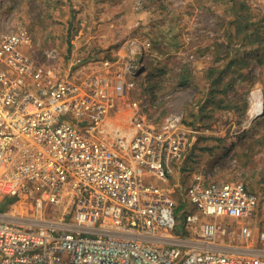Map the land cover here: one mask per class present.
Segmentation results:
<instances>
[{
    "label": "built area",
    "instance_id": "obj_1",
    "mask_svg": "<svg viewBox=\"0 0 264 264\" xmlns=\"http://www.w3.org/2000/svg\"><path fill=\"white\" fill-rule=\"evenodd\" d=\"M31 49L28 29L0 25V264H264L242 182L195 172L181 214L159 185L185 156L178 117L155 126L139 110L122 127L113 111L135 80L58 77Z\"/></svg>",
    "mask_w": 264,
    "mask_h": 264
},
{
    "label": "rangeland",
    "instance_id": "obj_2",
    "mask_svg": "<svg viewBox=\"0 0 264 264\" xmlns=\"http://www.w3.org/2000/svg\"><path fill=\"white\" fill-rule=\"evenodd\" d=\"M263 15L264 0H0L1 27L28 29L32 52L58 77L84 69L135 80L117 100L115 123L127 126L139 110L155 126L179 118L185 156L159 182L173 189L177 207L195 172L239 181L257 196L254 231L264 228V113L251 117L250 110L254 94L264 100V43L242 44L234 21L242 27ZM213 68L223 69L224 82L207 105Z\"/></svg>",
    "mask_w": 264,
    "mask_h": 264
},
{
    "label": "trees",
    "instance_id": "obj_3",
    "mask_svg": "<svg viewBox=\"0 0 264 264\" xmlns=\"http://www.w3.org/2000/svg\"><path fill=\"white\" fill-rule=\"evenodd\" d=\"M237 18L239 17L238 15H236ZM236 24L235 27V32L237 34H241V42L242 44H263L264 43V37H259L261 32L264 33V15L261 17V21H254L252 23H246L245 25H243L242 27H240V22H238L237 19H235L234 21ZM218 59V57L216 58ZM209 72L206 75V78H208V76L210 75L208 82H209V90L210 93L212 94V97L210 98L209 102L207 101V105L209 103L212 102V100L215 98V93H220L221 89H216L217 87H219L220 84H222L224 82L223 78H222V71L223 69H219L217 70L216 68L210 69L208 70ZM213 73H216V75L214 77H211V75ZM223 90V89H222ZM218 102V101H217ZM260 142L264 141V134L261 136V139L259 140ZM8 203H10V199L6 198L3 199L0 202V209H4L7 207ZM183 205L181 204L180 206H178L176 208L177 211L182 210Z\"/></svg>",
    "mask_w": 264,
    "mask_h": 264
},
{
    "label": "bare ground",
    "instance_id": "obj_4",
    "mask_svg": "<svg viewBox=\"0 0 264 264\" xmlns=\"http://www.w3.org/2000/svg\"><path fill=\"white\" fill-rule=\"evenodd\" d=\"M262 108V99L259 93L252 96V106L250 110V116L254 117L256 114H259Z\"/></svg>",
    "mask_w": 264,
    "mask_h": 264
},
{
    "label": "water",
    "instance_id": "obj_5",
    "mask_svg": "<svg viewBox=\"0 0 264 264\" xmlns=\"http://www.w3.org/2000/svg\"><path fill=\"white\" fill-rule=\"evenodd\" d=\"M264 113V100L262 99V108L259 114H257L256 116H260Z\"/></svg>",
    "mask_w": 264,
    "mask_h": 264
}]
</instances>
